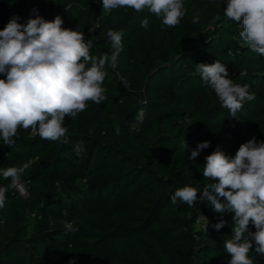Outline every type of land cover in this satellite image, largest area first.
<instances>
[{
  "label": "trees",
  "instance_id": "1",
  "mask_svg": "<svg viewBox=\"0 0 264 264\" xmlns=\"http://www.w3.org/2000/svg\"><path fill=\"white\" fill-rule=\"evenodd\" d=\"M184 6L180 24L162 28L147 11H104L100 0H0V29L13 16L20 23L34 18L33 9L46 20L59 15L63 27L92 40L94 56L111 55L109 30L123 33L118 66L107 69L103 85L107 99L65 118L69 143L23 129L14 146L0 139V168L31 162L19 181L25 195L9 188L0 208V264H228L224 244L234 235L233 214L216 213L206 201L173 205L170 197L185 185L202 195L212 182L203 176L205 157L217 148L234 156L242 143L264 141V56L224 16L225 0H184ZM145 18L147 28L141 27ZM217 60L255 93L238 119L194 74L197 64ZM241 70L247 75L240 77ZM185 138L188 151L181 146ZM79 141L86 151L77 157ZM204 141L210 146L189 160ZM9 183L0 178V186ZM198 217L207 230L195 227ZM221 218L226 224L216 230ZM66 223L78 231L66 232ZM252 258L264 264L255 245Z\"/></svg>",
  "mask_w": 264,
  "mask_h": 264
},
{
  "label": "clouds",
  "instance_id": "2",
  "mask_svg": "<svg viewBox=\"0 0 264 264\" xmlns=\"http://www.w3.org/2000/svg\"><path fill=\"white\" fill-rule=\"evenodd\" d=\"M102 10L126 8L137 12L147 11L161 21L162 28L176 27L186 14L184 0H100ZM224 16L240 24L243 43L253 52L264 56V0H225ZM37 13L25 23L13 16L0 29V139L4 145L14 146L19 130H31L41 139L62 144L69 143L65 118L75 119L85 111L88 102L97 105L106 99L103 86L107 69H116L122 50L123 33L109 30L107 36L113 49L111 55L91 54L93 42L86 39L78 28L63 27L57 15L46 20ZM198 18L194 20L197 22ZM149 20H142L147 28ZM202 82L218 97L221 107L232 118H237L245 104L256 98L248 83H237L229 76L226 64L200 63L195 67ZM240 77L247 75L241 70ZM127 86V80L121 78ZM256 83V81H253ZM137 119L143 121L141 110ZM186 123L192 125L190 120ZM181 146L188 151L186 138ZM209 141L200 142L191 150L189 160H195ZM83 141L73 146L77 157L83 155ZM202 172L211 180L200 190L191 185L177 188L170 197L194 207L196 202H208L219 214L231 213L233 237L227 239L224 250L230 255L228 264H254L255 253L264 255V141L255 138L242 143L234 156L217 148L205 157ZM31 162L21 166L0 168V178L10 181L0 186V208L5 206L9 188L15 187ZM67 215V210L64 212ZM226 224L220 219L213 227L220 230ZM254 227L255 231L250 228ZM66 232L78 231L71 223L64 225ZM207 230V225H206ZM69 264H74L69 261Z\"/></svg>",
  "mask_w": 264,
  "mask_h": 264
},
{
  "label": "built area",
  "instance_id": "3",
  "mask_svg": "<svg viewBox=\"0 0 264 264\" xmlns=\"http://www.w3.org/2000/svg\"><path fill=\"white\" fill-rule=\"evenodd\" d=\"M15 190L16 192L20 195V196H24L26 191H25V187L22 183H18L15 187ZM205 226H206V220L204 217H198L196 219V222H195V227L197 229H200V230H204L205 229Z\"/></svg>",
  "mask_w": 264,
  "mask_h": 264
},
{
  "label": "rangeland",
  "instance_id": "4",
  "mask_svg": "<svg viewBox=\"0 0 264 264\" xmlns=\"http://www.w3.org/2000/svg\"><path fill=\"white\" fill-rule=\"evenodd\" d=\"M58 10V12H62L61 10H59V9H57ZM98 17V16H97Z\"/></svg>",
  "mask_w": 264,
  "mask_h": 264
}]
</instances>
